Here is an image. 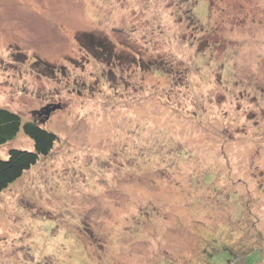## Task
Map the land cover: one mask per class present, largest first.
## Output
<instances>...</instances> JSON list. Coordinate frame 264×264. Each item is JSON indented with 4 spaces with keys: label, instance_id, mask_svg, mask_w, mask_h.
Here are the masks:
<instances>
[{
    "label": "rangeland",
    "instance_id": "obj_1",
    "mask_svg": "<svg viewBox=\"0 0 264 264\" xmlns=\"http://www.w3.org/2000/svg\"><path fill=\"white\" fill-rule=\"evenodd\" d=\"M0 107V264H264V0H0Z\"/></svg>",
    "mask_w": 264,
    "mask_h": 264
},
{
    "label": "trees",
    "instance_id": "obj_2",
    "mask_svg": "<svg viewBox=\"0 0 264 264\" xmlns=\"http://www.w3.org/2000/svg\"><path fill=\"white\" fill-rule=\"evenodd\" d=\"M21 131L33 141L34 149H11L6 159L0 158V195L48 158L59 142L58 135L39 122L24 120L18 113L0 107V146L15 141Z\"/></svg>",
    "mask_w": 264,
    "mask_h": 264
}]
</instances>
